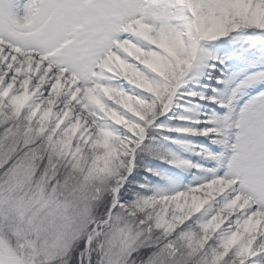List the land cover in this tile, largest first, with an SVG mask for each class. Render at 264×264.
Here are the masks:
<instances>
[{"label": "snow or ice", "instance_id": "snow-or-ice-1", "mask_svg": "<svg viewBox=\"0 0 264 264\" xmlns=\"http://www.w3.org/2000/svg\"><path fill=\"white\" fill-rule=\"evenodd\" d=\"M0 264H264V0H0Z\"/></svg>", "mask_w": 264, "mask_h": 264}, {"label": "trees", "instance_id": "trees-1", "mask_svg": "<svg viewBox=\"0 0 264 264\" xmlns=\"http://www.w3.org/2000/svg\"><path fill=\"white\" fill-rule=\"evenodd\" d=\"M152 162H157V161H155V160H151V159H148L147 157H145V158H143L142 160H138V163H140V164H143V165H146V166H149L150 165V163H152ZM142 173L140 172V171H135L133 174H132V176L130 177V179H129V181L131 180V179H134V175L135 176H138V175H141ZM148 178V177H147ZM136 179V178H135ZM149 180H147L145 183H147V184H154L155 185V180L152 178H148ZM140 179L138 178V179H136L135 180V182H137V181H139ZM129 185V184H128ZM128 185H126V187H128ZM134 190H137V189H135V187H134Z\"/></svg>", "mask_w": 264, "mask_h": 264}, {"label": "rangeland", "instance_id": "rangeland-1", "mask_svg": "<svg viewBox=\"0 0 264 264\" xmlns=\"http://www.w3.org/2000/svg\"><path fill=\"white\" fill-rule=\"evenodd\" d=\"M170 123H176L175 121H170ZM193 159H195V158H193ZM176 170H166V169H162V172H164L165 174H167V175H172L174 172H175ZM142 175H144V174H141V175H138V176H135L134 175V179H131L130 181H129V177H128V181H129V185H128V187L127 188H129L130 190H134V187H135V185H134V183L133 182H135V180L136 179H140L139 180V182H143V183H145L146 181H147V177H146V179H141V177H142ZM145 176V175H144ZM136 178V179H135ZM164 187H167L166 185L164 186Z\"/></svg>", "mask_w": 264, "mask_h": 264}]
</instances>
